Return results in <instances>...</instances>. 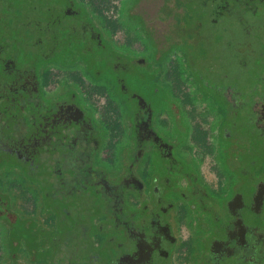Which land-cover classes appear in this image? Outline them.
Wrapping results in <instances>:
<instances>
[{"label":"flooded vegetation","instance_id":"obj_1","mask_svg":"<svg viewBox=\"0 0 264 264\" xmlns=\"http://www.w3.org/2000/svg\"><path fill=\"white\" fill-rule=\"evenodd\" d=\"M4 1L0 168L9 164L19 169L16 179L8 177L11 185L19 180L38 185L36 193H41L54 223L36 226L33 219L12 214L1 192L0 221L8 227L0 224V229L9 238L1 249L13 252L22 240L51 264L55 247L64 242L77 260L70 264H169L179 241L167 215L175 210L182 219L199 206L209 224L202 221L201 228L209 230L195 240L200 248L196 264H264V0H122L120 24L144 43L135 50L126 46V39L111 54L109 72L103 67L99 71L96 63H107L105 43H115L103 37L83 0H62V11L71 14L63 21L53 11V4L60 8L62 2L42 0L37 5L40 18L28 19L12 15ZM80 10L88 19L75 16ZM233 41L253 55V71H246L244 58L237 62L239 75L231 71ZM90 42L100 48L93 65L89 58H76L82 53L91 57ZM144 51L152 53L149 67L158 74L153 80L171 85L167 112L158 115L152 102L127 85L145 62L133 53ZM205 64L211 70H204ZM206 87L215 94L212 101L204 97L202 102L211 127H216L212 140L208 129L193 121L192 94H202ZM99 89L107 101L97 117L90 96ZM188 140L207 148L217 144L212 152L221 163L218 190L201 184L195 162L185 152ZM92 170L98 182L108 176L117 185L118 200L125 201L128 212L124 219L95 210V200L82 190L74 189L78 192L67 199V206L48 203L44 174H55L62 187L63 179L75 181ZM182 180L184 186L179 185ZM32 199L36 206L35 194ZM14 228L22 232L17 239L12 238ZM28 229L36 234V249L28 243ZM190 245L179 243L185 255Z\"/></svg>","mask_w":264,"mask_h":264},{"label":"rangeland","instance_id":"obj_2","mask_svg":"<svg viewBox=\"0 0 264 264\" xmlns=\"http://www.w3.org/2000/svg\"><path fill=\"white\" fill-rule=\"evenodd\" d=\"M4 1V0H3ZM7 4L10 6L9 11L12 15H16L18 17H27L28 19H35L40 18L41 13L37 14L39 12L40 8L37 7L38 1L37 0H5ZM4 1V2H5ZM86 4L87 10L89 11L90 17L92 18L93 22L100 28V30L103 33V37L105 38H112L113 42L116 44L110 43V41L106 42V48L109 52L108 54V60L107 63H96L98 70L103 67L104 70L107 72L110 71L112 62L114 61V58L111 54L118 53L120 51L119 45L122 44L124 41H126L127 36L133 37L134 41L131 42V45L129 48L139 50L142 47V44L144 43L142 40H139L132 31H129L125 29V24L121 25L119 22V19L121 17V11H122V0H83ZM132 0L127 1V4H131ZM5 2V3H6ZM55 9L53 10L55 14L63 21L65 19H68L71 14L64 13L62 11V6L64 5V2L62 4H59L61 7L56 4ZM126 4L124 3V9L125 13L127 12L128 8L126 7ZM112 11H110V9ZM83 17L88 19L83 10H80L78 14L75 16ZM105 20H113L115 23H117V27L115 30L111 31V33L107 30L105 31L104 26V19ZM58 25V24H57ZM91 30H95L92 25H90ZM110 30V29H109ZM104 38V39H105ZM129 38V37H128ZM231 53L233 57L232 67L231 71L235 72V74L239 75L238 72V60L240 58L245 59V69L248 72H251L254 70L251 65L253 64L255 58L253 55H251L246 49L242 50L237 45L234 46V41L232 43ZM73 48V47H72ZM91 57L88 55L82 53V54H76V58L79 56H82L84 58H89L90 65L95 64L97 59H94L97 54L100 52L98 51L100 48L99 46L95 45V43L90 42L89 45ZM75 50V49H74ZM104 50V49H102ZM77 50H75V53ZM219 53H224V48L221 45L219 48ZM102 54V53H101ZM115 55V54H114ZM87 56V57H85ZM133 57H142L145 62L143 63V66L138 67L135 72L137 74L140 73V75H136L135 79L130 78L131 81L127 82L128 87L130 90L134 92H138L140 95H142L144 98H146L148 101L152 102V106L154 109V113L157 115L160 113L167 112V106L168 102L173 98L171 93V85H168L165 81L160 80L159 78L155 81L153 80V76H158L157 72L155 70L150 69V65L152 64V53H147L144 51L141 54H138L137 52L133 53ZM253 57V58H252ZM224 60V58H223ZM224 65V64H223ZM226 66V65H225ZM80 65L76 63V69L79 70ZM84 71V69H82ZM99 70V71H100ZM204 70H211V67H206V64L204 65ZM112 71V68H111ZM93 72H91L90 76L93 78ZM208 72V71H207ZM151 73V75L148 76V74ZM102 72H100V75ZM186 76V74L184 75ZM244 79H253L251 76H246ZM182 88L180 89L179 95L182 96V93L185 91ZM205 86V85H202ZM202 94L200 92H196V94H192L194 104H195V110H192L193 112V121L197 122L200 126V128H207L208 131L206 135L208 136V140H212V132L216 129V127H211V116L208 115L207 109H205V105H202L203 99L207 98L209 101H212V97H215V94L212 92L211 87H206L202 89ZM205 97V98H204ZM105 93H92L90 96V100L92 104L94 105V115L97 117H100L104 113V105L106 100ZM131 100V99H130ZM215 101V100H214ZM130 101H127L129 104ZM131 104V103H130ZM129 104V105H130ZM188 109H190V105L186 104L184 105ZM127 131V128H125V131ZM189 141V145L186 147L185 152L187 155V158L190 160H194V165L196 168L197 173L200 176V182L203 185H206L208 188L212 190H218V188L221 187V163L215 155L213 149L217 148V144H214L213 146H209L208 148L200 144H196L193 141ZM9 164H6L5 166L0 168V178L3 180V183L0 184V193H4V195L7 196L9 205L8 207L12 210V214L19 215L23 218H29L34 220V224L36 226H44L49 227L54 222L51 219V211L48 209V207L45 205L43 198L41 196V193H36L38 191V185L35 182H30L29 180H25L24 182L19 180L16 185H11L7 179L9 178H17L19 175V169L16 167H9ZM9 173L8 175H6ZM180 186H184L185 183L182 180L179 182ZM36 196L37 199V205L33 206V199L32 196ZM189 207H191L190 201H188ZM207 206H211V203H208ZM34 207V211L31 212V208ZM219 209V208H218ZM220 212H222V207L220 206ZM177 212L175 210L171 211L167 215V220L171 224V228L173 231V234L176 236L177 242H183V241H191L190 245V253L187 255L185 248H181L178 244H174L169 258V264H196L200 248L198 247V244H196V241L198 238H203L208 235V227L201 228L202 221L207 223V213L203 211L202 209L197 206L195 209H190L187 212V215L182 217V219H178ZM0 224H2L6 230V227H8L7 222L0 221ZM208 224V223H207ZM209 225V224H208ZM8 232H3L0 229V246L5 243V246H8ZM19 247L14 250L13 252H9V250H3L0 247V264H47L46 261L40 260L38 258L39 256L36 253V250H29L26 248V245L22 242L18 244ZM189 251V250H188Z\"/></svg>","mask_w":264,"mask_h":264},{"label":"trees","instance_id":"obj_3","mask_svg":"<svg viewBox=\"0 0 264 264\" xmlns=\"http://www.w3.org/2000/svg\"><path fill=\"white\" fill-rule=\"evenodd\" d=\"M37 1L39 3L42 0H37ZM52 2L61 3L62 0H52ZM106 21L108 23L109 29H111L112 31L115 30V28L117 27V23L109 19ZM103 91L104 89H99L97 93H103ZM96 173L97 172H95V170H92L91 172L85 174L82 177L77 175L75 177L76 179L75 181H69L67 178H65L63 179L64 185H62V187L58 185V180L54 177L56 176L55 174L49 172L44 174L42 176L44 179L42 180L43 181L42 189L44 191L48 203L60 207L67 206L68 204L67 199L75 195V193L78 192L76 190H82L87 196L95 200V203L93 205V208H95V210L107 212L108 215H111L115 219H119V220L124 219L128 215V212L125 211L126 210L125 201L121 200L120 203L118 200L121 197L117 196V185L115 184V182L108 179V176H101V178L105 180L104 182L102 180H101L102 182H98L97 178L99 179V177H98V173L97 174ZM121 204L123 205L121 206L123 207L121 211L125 212L124 216L121 214L119 210V208H121L120 207ZM12 233H13L12 238L15 239H17L22 234V232H20V228L17 229L14 228L12 230ZM25 234L27 235V240L31 249H36L38 247L37 243H34V241L36 240V234L30 233V229H28ZM70 248L71 246L68 243L59 242V244L55 247L54 253L51 256V264H70L73 262L76 263L77 260L71 257L67 252L68 249ZM46 253L47 252H45V254ZM104 256H107V258H105L106 261L108 262L111 261V259L109 258L110 256L108 255H104Z\"/></svg>","mask_w":264,"mask_h":264},{"label":"crops","instance_id":"obj_4","mask_svg":"<svg viewBox=\"0 0 264 264\" xmlns=\"http://www.w3.org/2000/svg\"><path fill=\"white\" fill-rule=\"evenodd\" d=\"M104 19V18H103ZM104 21V26H103V28H104V30L105 31H109L110 33H111V29L109 30V27H108V23H107V21L104 19L103 20ZM139 40H141L140 38H138ZM134 41V38L133 37H129L128 38V36H127V45L126 46H130L131 45V42H133ZM122 46H119V48H121Z\"/></svg>","mask_w":264,"mask_h":264},{"label":"built area","instance_id":"obj_5","mask_svg":"<svg viewBox=\"0 0 264 264\" xmlns=\"http://www.w3.org/2000/svg\"><path fill=\"white\" fill-rule=\"evenodd\" d=\"M113 8L110 9V11H112Z\"/></svg>","mask_w":264,"mask_h":264}]
</instances>
